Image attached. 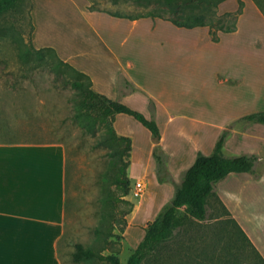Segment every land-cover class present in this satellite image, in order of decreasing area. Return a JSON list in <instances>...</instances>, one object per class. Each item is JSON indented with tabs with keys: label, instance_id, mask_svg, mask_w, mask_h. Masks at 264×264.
Masks as SVG:
<instances>
[{
	"label": "rangeland",
	"instance_id": "1",
	"mask_svg": "<svg viewBox=\"0 0 264 264\" xmlns=\"http://www.w3.org/2000/svg\"><path fill=\"white\" fill-rule=\"evenodd\" d=\"M93 1L32 0L33 36L29 4L23 11H15L0 20V141L62 142L69 152L71 199L67 230L60 244L63 264H110L75 263L72 258L76 243L87 245L96 238L94 228L100 222L101 174L109 169L110 150L105 146L95 147L101 132L87 133L73 118L72 87L58 80L45 60H36L33 55L28 62L22 56L28 49L24 43H31L33 38L37 49L53 48L69 63L75 58L106 70V74L120 71L119 80L117 77L115 83H110L112 88L121 87V93L114 100L143 113L159 128L174 116L176 121L172 125L204 129L209 120L206 113L218 106L217 100H209L210 93L218 99L229 100L228 120L247 111H264V87H260L259 102L246 108L248 103L242 107L237 99L231 101L236 95L234 83H219V75L235 72L240 56L245 67L259 62L264 65V14L254 0H227L218 6L220 16L239 14L237 29L228 32L210 26L183 28L156 16L134 18L155 6L145 8L133 0H122L119 4H114L113 0ZM230 23L228 20L224 25ZM259 77L263 76L259 73ZM247 85H243L245 94L250 90ZM117 116L119 130L133 140L132 159L137 173L132 177L127 199L135 202L132 201L137 207L136 219L128 228L127 236L124 234L120 241L110 240L109 249L103 254L115 251L122 264H126L144 240L145 226L153 222L174 197L166 185L168 181L157 172L161 160L165 165L170 160L164 147H154L152 164L147 161L146 151L157 137L133 117ZM247 126L249 123L243 121L238 127ZM257 127L263 130V126ZM253 134L243 137L229 133L227 149L232 153L225 151V154L258 156L263 147L255 144ZM256 134L264 136L261 132ZM259 160L255 165L256 173H264V158ZM146 168L150 175L144 173ZM141 179L148 184L147 193L136 197L133 189ZM208 214L209 224L194 221L178 228L174 237L161 243L142 264H244L229 253L226 232L221 238L219 233L211 231L221 228L222 223L215 220L220 212L210 208Z\"/></svg>",
	"mask_w": 264,
	"mask_h": 264
},
{
	"label": "crops",
	"instance_id": "2",
	"mask_svg": "<svg viewBox=\"0 0 264 264\" xmlns=\"http://www.w3.org/2000/svg\"><path fill=\"white\" fill-rule=\"evenodd\" d=\"M240 58L239 65L238 62L235 64V72L227 76L219 75V83L220 85L234 83L236 95L231 101L237 99L242 107L244 103H248L247 108L259 102L261 98L264 65L259 62L245 67L242 56ZM69 61L77 69L91 76L94 88L98 92L113 100L121 93L120 86L110 87V83H115L117 77L119 80L120 71L112 73L110 71L106 74V70L96 69L75 58ZM248 68L250 70L246 71ZM259 73L263 77H259ZM245 83L250 87L246 94L243 90ZM208 97L211 102L217 100L215 103L218 106L217 109L205 112L209 120L204 129L201 127L187 129L181 124L172 125L176 118L170 116L164 126L160 124V136L154 139L146 151L148 164H152L153 148L164 147L170 160L166 165L161 160L157 172L168 181L166 185L173 193L172 197L175 196L177 186L182 183L185 172L194 164L198 154L212 153L222 137L225 140L223 148L225 154V151L232 153L231 149H227L230 147L226 142L229 133L244 137L257 131L264 135V123L246 120L248 115L264 111L251 110L228 120L229 100L221 97L218 99L217 95L212 96V93ZM117 118L118 116L115 120L116 130L120 135H124L125 132L119 130ZM225 118L226 121L223 120ZM243 121L249 123L245 129L238 127ZM257 126H263L261 127L263 130H257L256 128H259ZM257 132L253 137L255 144L260 143L263 147L261 152H258L262 161L264 136L257 135ZM171 134L175 136L169 138ZM225 155L235 157L233 154ZM69 171V152L62 142L0 141V264H63L60 244L68 225L71 199ZM256 172L255 166L254 170L248 173H231L215 184L214 191L264 257V173ZM135 173L137 170L135 171V161L132 159L129 168L131 186ZM144 173L150 175V170L146 168ZM146 193L147 190L145 195ZM210 208L213 209L212 206H209ZM136 209L135 205L133 212L128 216L126 236L128 228L136 219Z\"/></svg>",
	"mask_w": 264,
	"mask_h": 264
},
{
	"label": "trees",
	"instance_id": "3",
	"mask_svg": "<svg viewBox=\"0 0 264 264\" xmlns=\"http://www.w3.org/2000/svg\"><path fill=\"white\" fill-rule=\"evenodd\" d=\"M93 1V0H92ZM122 0H113L119 4ZM136 4L152 8L148 12L134 16H156L173 21L183 28L210 26L212 29L235 31L239 22L238 13L220 16L218 6L227 0H133ZM264 14V0H254ZM94 7L95 1H93ZM29 4L31 35L34 33L32 0H0V20L15 11H23ZM108 10V9H107ZM110 11V10H109ZM125 16L126 14L114 13ZM231 23L224 25L226 21ZM219 28L216 27L217 24ZM22 54L30 62L33 55L36 60H45L46 64L57 74L58 80L70 85L74 90L75 112L73 118L87 133H100L95 147L109 148V169L101 174L100 222L94 228L95 240L90 244L76 243L72 258L75 263L109 262L122 264L117 252L103 254L109 249L112 239H124L129 225L128 216L134 210V203L127 199L131 192L129 168L133 150V140L120 135L115 128L118 114H127L148 128L156 137L160 128L154 120L131 108L121 101L113 100L94 88L91 76L62 59L53 48L37 49L31 43ZM246 120L264 123V112L248 115ZM224 137H222L210 154L199 153L194 164L185 172L182 183L177 186L175 196L158 217L145 228V238L129 257L126 264H142L145 258L157 250L158 246L172 239L176 230L188 223L208 222L209 206L219 211L216 217L221 222L220 230L211 229L223 238L224 233L229 245V253L244 264H264V257L255 247L249 236L215 193V184L231 173L241 174L254 170L259 157L245 154L228 157L224 154ZM216 206H215V205ZM183 211H186L185 213Z\"/></svg>",
	"mask_w": 264,
	"mask_h": 264
},
{
	"label": "built area",
	"instance_id": "4",
	"mask_svg": "<svg viewBox=\"0 0 264 264\" xmlns=\"http://www.w3.org/2000/svg\"><path fill=\"white\" fill-rule=\"evenodd\" d=\"M147 190V183L144 179H141L136 182L135 187L133 189V194L136 197H142L145 195V192Z\"/></svg>",
	"mask_w": 264,
	"mask_h": 264
}]
</instances>
